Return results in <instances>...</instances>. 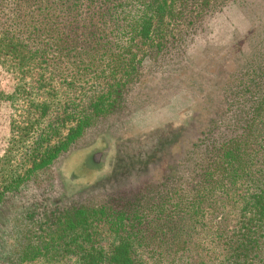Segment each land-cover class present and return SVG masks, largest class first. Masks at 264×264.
<instances>
[{"label": "trees", "instance_id": "trees-1", "mask_svg": "<svg viewBox=\"0 0 264 264\" xmlns=\"http://www.w3.org/2000/svg\"><path fill=\"white\" fill-rule=\"evenodd\" d=\"M234 1L0 0V65L16 78L0 206L116 110L141 63ZM249 35L257 55L227 133L199 139L194 167L171 171L160 204L148 199L153 214L130 202L28 212L5 264H264V17Z\"/></svg>", "mask_w": 264, "mask_h": 264}, {"label": "rangeland", "instance_id": "rangeland-1", "mask_svg": "<svg viewBox=\"0 0 264 264\" xmlns=\"http://www.w3.org/2000/svg\"><path fill=\"white\" fill-rule=\"evenodd\" d=\"M262 17L264 0L228 3L213 10L179 50L141 63L138 81L128 86L114 112L19 193L5 195L0 264L22 242L28 212L83 204L118 210L130 202L153 214L148 199L156 197L160 204L171 171L175 177L184 166L194 167L199 139L227 133L228 118L237 112L232 93L257 55L252 53L257 37L249 33ZM15 86V75L0 65V156L9 145L14 114L4 96Z\"/></svg>", "mask_w": 264, "mask_h": 264}]
</instances>
